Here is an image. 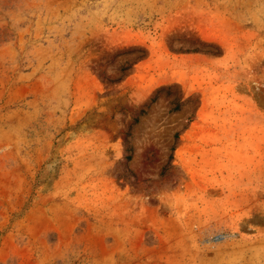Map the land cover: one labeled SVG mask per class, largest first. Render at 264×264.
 Instances as JSON below:
<instances>
[{"label": "rangeland", "instance_id": "1", "mask_svg": "<svg viewBox=\"0 0 264 264\" xmlns=\"http://www.w3.org/2000/svg\"><path fill=\"white\" fill-rule=\"evenodd\" d=\"M0 264H264V0H0Z\"/></svg>", "mask_w": 264, "mask_h": 264}, {"label": "trees", "instance_id": "2", "mask_svg": "<svg viewBox=\"0 0 264 264\" xmlns=\"http://www.w3.org/2000/svg\"><path fill=\"white\" fill-rule=\"evenodd\" d=\"M127 68H128V66L126 65V66L122 67L120 70L123 71V70H126ZM159 90H161V88H159L157 91H159ZM168 90H169V89L166 88V89H165V93H167ZM157 91H156V92H157ZM155 98H156L155 95L152 96V97L149 99L148 102H149V103L153 102V101L155 100ZM179 104H180V103H178V102H174L172 108H173L174 110H177L178 107H179ZM125 136H127V134H125ZM176 139H177V135H176V134H173V140H176ZM124 158H125V160H128V159H129V155L124 156ZM169 158H170V156H169Z\"/></svg>", "mask_w": 264, "mask_h": 264}]
</instances>
